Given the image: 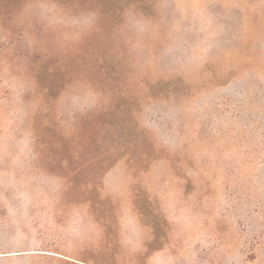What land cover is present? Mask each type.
Here are the masks:
<instances>
[{"label": "rangeland", "instance_id": "rangeland-1", "mask_svg": "<svg viewBox=\"0 0 264 264\" xmlns=\"http://www.w3.org/2000/svg\"><path fill=\"white\" fill-rule=\"evenodd\" d=\"M0 264H264V0H0Z\"/></svg>", "mask_w": 264, "mask_h": 264}, {"label": "crops", "instance_id": "crops-1", "mask_svg": "<svg viewBox=\"0 0 264 264\" xmlns=\"http://www.w3.org/2000/svg\"><path fill=\"white\" fill-rule=\"evenodd\" d=\"M261 1H263V0H260V2ZM194 13H195V16L197 18L201 17V13H202L201 11H198L197 9H195L194 10ZM242 23H243V31L246 32V29H247V33H249V31H250L251 28H250V25L247 23L246 18L243 17ZM244 50H246V49H244Z\"/></svg>", "mask_w": 264, "mask_h": 264}]
</instances>
